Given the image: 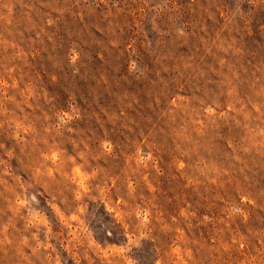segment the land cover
Returning a JSON list of instances; mask_svg holds the SVG:
<instances>
[{"label":"rangeland","instance_id":"1","mask_svg":"<svg viewBox=\"0 0 264 264\" xmlns=\"http://www.w3.org/2000/svg\"><path fill=\"white\" fill-rule=\"evenodd\" d=\"M0 264H264V0H0Z\"/></svg>","mask_w":264,"mask_h":264}]
</instances>
